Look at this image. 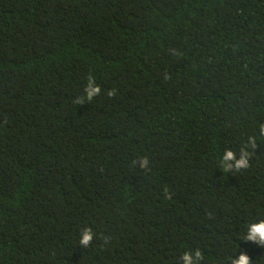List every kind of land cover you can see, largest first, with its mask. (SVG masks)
Wrapping results in <instances>:
<instances>
[{
	"label": "trees",
	"instance_id": "16d2710c",
	"mask_svg": "<svg viewBox=\"0 0 264 264\" xmlns=\"http://www.w3.org/2000/svg\"><path fill=\"white\" fill-rule=\"evenodd\" d=\"M262 125L264 0H0V264H264Z\"/></svg>",
	"mask_w": 264,
	"mask_h": 264
},
{
	"label": "clouds",
	"instance_id": "9594fccd",
	"mask_svg": "<svg viewBox=\"0 0 264 264\" xmlns=\"http://www.w3.org/2000/svg\"><path fill=\"white\" fill-rule=\"evenodd\" d=\"M85 95L83 97H76L73 100L75 105H84L85 102H91L101 93L100 86L96 83L95 77L89 76L87 78V84L84 89ZM116 94V90L112 89L107 92L109 97ZM259 135L264 137V125L259 129ZM256 137L252 136L248 138L247 143L240 150V157L237 158L233 151H226L222 157V168L225 172H230L233 169L236 171L244 170L250 167V152L249 149L256 147ZM234 162V163H233ZM135 164V161L133 162ZM150 166V160L147 156L139 158V167L148 170ZM95 233L91 228H84L80 233L79 245L85 249L89 248L93 242ZM242 240L251 241L260 246H264V219L249 223L246 228V233ZM184 264H199L203 259V253L199 250L195 252H187L183 254ZM229 264H252L250 257L246 253H241L238 257H230Z\"/></svg>",
	"mask_w": 264,
	"mask_h": 264
}]
</instances>
